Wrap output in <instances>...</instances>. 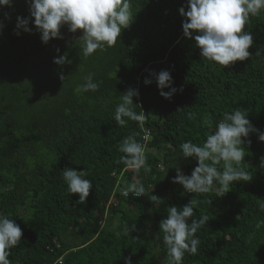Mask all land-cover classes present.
<instances>
[{
  "label": "trees",
  "instance_id": "trees-1",
  "mask_svg": "<svg viewBox=\"0 0 264 264\" xmlns=\"http://www.w3.org/2000/svg\"><path fill=\"white\" fill-rule=\"evenodd\" d=\"M130 4L134 20L115 46L87 58L76 37L41 41L30 0L0 6V216L23 232L9 249L10 264H124L125 257L131 264H169L159 221L168 207L179 209L193 198L198 201L193 218L204 214L209 220L195 234L196 254L185 253L181 264H264V223L256 228L264 221V141L258 139L264 132V10L250 15L245 26L253 36L252 56L223 68L202 58L194 39L184 36L186 18L179 9L187 11V0ZM18 16L29 18L31 32L16 29ZM65 53L70 64L53 62ZM161 70L170 73L176 89L170 99L159 94L153 75ZM90 72L98 91L77 93ZM129 88L138 91L133 109L145 115L142 127L127 118L124 127L114 121ZM236 107L247 110L258 130L242 138L251 141L243 145L251 181L233 182L222 197L216 183L207 194L173 183L177 166L184 175L197 166L194 157L183 158L181 144L202 145L223 114ZM205 117L211 127L203 125ZM132 132L145 147L147 173L116 163L123 155L120 141ZM65 167L86 171L92 182L83 204L67 191ZM133 180L160 202L123 196Z\"/></svg>",
  "mask_w": 264,
  "mask_h": 264
},
{
  "label": "clouds",
  "instance_id": "clouds-1",
  "mask_svg": "<svg viewBox=\"0 0 264 264\" xmlns=\"http://www.w3.org/2000/svg\"><path fill=\"white\" fill-rule=\"evenodd\" d=\"M11 5L12 0H0V6ZM131 8L130 0H30L29 13L36 30L41 33L43 43L53 38L63 39L60 30L65 25L70 33L79 30L82 34L75 40L81 42L82 55L87 58L97 50L104 51L105 46H115L122 29L130 27L134 20ZM261 10H264V0H187V11L181 7L179 13L186 18L182 23L183 34L194 39L200 56L227 68L252 56L248 49L253 44V36L245 30V26L250 15L256 16ZM28 23L29 18L18 16L16 29L31 32ZM2 27L0 24V28ZM193 32L198 34L192 36ZM15 34L19 35V32L16 31ZM56 51L59 52V49ZM256 55H260L259 50ZM53 62L63 65L70 64L71 60L67 59L65 53L54 58ZM153 75L158 89H161L159 94L170 99L176 91L170 87V73L161 70ZM93 76L94 73H88L83 78L84 83L78 85L75 91H98L99 84L93 82ZM59 78L61 81L65 79L63 73H60ZM144 83L149 84L151 81L145 78ZM164 88H170V91H162ZM138 95V91L133 88L122 94L121 103L114 110V121L117 125L124 127L127 118L143 126L145 115L137 114L133 109L132 98ZM188 118L193 119L194 114L189 113ZM202 123L207 127L212 125L208 117ZM252 132L258 130L247 119L246 109L236 107L231 113L225 112L216 124L215 131L207 135L202 145L191 141L181 144L183 158L194 157L197 166L192 169L191 175H184L177 166L172 182L180 184L188 193L200 194L209 193L216 183L219 185L217 197L224 196L233 182H250L252 175L244 164L246 152L243 145H250L251 141L242 138H247ZM138 135L139 133L132 132L120 141L118 151L123 155L116 163H122L136 173L141 169L147 173L150 168L146 164L145 147L136 139ZM258 139L264 141V132L258 133ZM221 164L222 167H218ZM261 167H264V157H261ZM61 173L68 193L77 194L79 199L76 203L83 204L92 188L91 180L85 178L87 172L65 167ZM129 193L134 197L147 195L153 204L160 202L158 196L146 193L138 180H133L121 194L128 197ZM197 203L193 198L179 209L170 206L167 208V217L159 221V230L163 233V243L170 257L169 264H181L185 253L195 255L197 252L200 241L195 234L209 220L204 214L199 219L193 218V209ZM260 208L264 209V203L260 204ZM261 223L264 221L258 222L256 228ZM124 230L129 231L127 227ZM131 230H135L134 224ZM22 235L19 225L7 216H0V264H10L9 249L19 244ZM124 264H131L130 257L124 258Z\"/></svg>",
  "mask_w": 264,
  "mask_h": 264
},
{
  "label": "rangeland",
  "instance_id": "rangeland-1",
  "mask_svg": "<svg viewBox=\"0 0 264 264\" xmlns=\"http://www.w3.org/2000/svg\"><path fill=\"white\" fill-rule=\"evenodd\" d=\"M60 31H61V35L63 36L64 40L75 38L82 34L79 30L76 33H70L66 25L62 27ZM56 39L61 40L60 38H56ZM123 224L126 226V221H124ZM125 226H124V229H125Z\"/></svg>",
  "mask_w": 264,
  "mask_h": 264
},
{
  "label": "built area",
  "instance_id": "built-area-1",
  "mask_svg": "<svg viewBox=\"0 0 264 264\" xmlns=\"http://www.w3.org/2000/svg\"><path fill=\"white\" fill-rule=\"evenodd\" d=\"M147 134L144 135V137H146Z\"/></svg>",
  "mask_w": 264,
  "mask_h": 264
}]
</instances>
